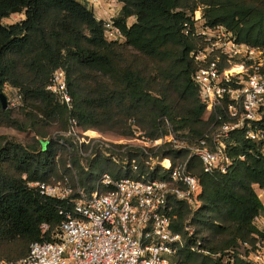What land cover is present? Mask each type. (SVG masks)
<instances>
[{
    "label": "trees",
    "instance_id": "1",
    "mask_svg": "<svg viewBox=\"0 0 264 264\" xmlns=\"http://www.w3.org/2000/svg\"><path fill=\"white\" fill-rule=\"evenodd\" d=\"M120 1L115 19L126 37L123 43L106 38L104 21L86 0H0V90L6 84L17 87L23 103L16 114L11 107L3 108L0 100V127L22 129L0 128V258L25 256L33 241L50 237L49 232L43 234L41 224L48 222L53 229L63 218L59 209L72 207L68 199L44 195L28 184L57 180L59 162L68 160L57 155L66 147L36 136L27 143L24 129L75 118L86 134L95 135L92 128H96L129 136L135 129L129 119L137 117L136 127L154 139L169 131L165 118L180 132L203 126L205 103L193 77L195 41L183 31L190 12L201 5L207 22L222 23L239 40L264 48V0ZM13 12H24V17L3 23ZM130 16L136 20L128 24ZM129 46L134 52L127 50ZM59 67L66 70L72 107L47 88ZM121 135L102 137L115 142L127 139ZM239 141L236 152L249 147L255 152H248L227 172H205L196 157L189 163L203 190L198 207L178 201L174 208L176 230L182 231L186 224L194 227L180 249L182 264H223L211 254L192 250L190 244L198 239L215 252L264 237V228L254 222L264 212V203L253 186L258 182L264 187V155L257 143L242 137ZM162 152L173 162L187 154L170 146H163ZM91 153L88 170L78 153L70 157L89 191L104 171L115 177L136 175L131 161L121 162L123 170L101 148ZM143 153L140 147L129 152L141 172L148 170L140 159ZM149 171L154 176L162 174L159 165ZM233 264L254 263L238 257Z\"/></svg>",
    "mask_w": 264,
    "mask_h": 264
},
{
    "label": "built area",
    "instance_id": "2",
    "mask_svg": "<svg viewBox=\"0 0 264 264\" xmlns=\"http://www.w3.org/2000/svg\"><path fill=\"white\" fill-rule=\"evenodd\" d=\"M96 1L92 6L104 21L106 38L126 39L115 19L120 8L117 12L100 11ZM197 12H190L183 31L195 41L191 51L197 65L193 77L205 103V124L180 132L165 118L169 131L154 139L147 137L145 145L140 146L147 154H157L154 163L143 159L148 170L139 171L136 158L129 157L123 163L131 161L135 176L115 177L104 171L90 191L79 184L73 187L67 177L29 181V186L44 195L68 199L72 207L59 209L63 218L53 229L48 222L41 224L43 234L50 233L49 238L33 241L23 257L0 258V264H182L180 249L194 227L186 224L182 231L176 230L178 214L174 208L178 201L193 208L202 202V183L189 168L191 159L196 157L205 172H227L248 152H255L252 147L236 152L239 137L257 143L264 155V48L239 40L222 23L210 24L203 16V8L202 13ZM47 88L61 103L72 107L63 67L53 71ZM82 128L71 118L62 131L54 132L49 139L70 147L66 132L85 135L86 140L90 134L82 132ZM127 145L115 148L122 150ZM163 146L187 154L173 162L160 150ZM164 159L168 164L163 163ZM156 165L162 168V174L150 175L149 170ZM253 186L264 203V187L258 182ZM263 218L260 213L254 222ZM190 248L211 254L223 264H233L238 257L264 264V237L260 236L254 243L245 241L215 252L204 247L201 239L192 242Z\"/></svg>",
    "mask_w": 264,
    "mask_h": 264
},
{
    "label": "rangeland",
    "instance_id": "3",
    "mask_svg": "<svg viewBox=\"0 0 264 264\" xmlns=\"http://www.w3.org/2000/svg\"><path fill=\"white\" fill-rule=\"evenodd\" d=\"M86 1L89 4H91V6H92V2H94L95 0H86ZM96 2H97L96 4H97L100 11L117 12V10H119L118 7L119 6L122 7V2L117 4V1H115V0H97ZM199 4H202V3H199ZM121 7H120V9H121ZM202 8H203L202 5L197 8V10L199 11V12H197L198 14L200 12L202 13ZM23 17H24V12H13L8 17H4L2 21H3V23H11V22H15L17 20H20ZM135 20H136L135 16H130V17H128L127 22H128V24H131ZM125 40L126 39L123 38L120 42L123 43V42H125ZM127 50L129 52H134V49H132L130 46L128 47ZM3 91L5 92V94L8 97V103H9L8 107H11L14 110V112H16V114H18L21 111V109H22L21 107L23 104L20 90L11 84H6L3 88ZM136 119H137V117H132L131 119H129V124H131L133 126V128H135L133 135H129V136L121 135V134H118V133L112 132V131H103L100 129L92 128V129H95L94 130L95 135H92V136L87 135L86 140H84L83 136H85V135H82V134L73 135V134H69L66 132V134H65L66 135V141L69 143L70 147L65 146L66 147L65 149L61 148L59 150V154L57 155V158L60 156H61V158L67 156L68 160H67V164H63V162H59V165H58L59 169L57 170V173L55 176L57 178V180L58 179L65 180V178L67 177L69 182L73 185V187H75L77 184L82 186L83 184H82V178H81V176H82L81 171H80L79 167L74 166V164L70 160V157H72V155H75L76 153H78V155H80V161H81L82 166L84 167L85 170H88L90 167V164L88 161H89V158L91 157L90 156L92 154L91 152L97 147L101 148V151L103 153L112 155V157H111L112 160L119 163L118 165H116V167L118 169L120 168V169L124 170L125 167L121 164V162L123 163V161L119 160L113 152H108L103 147V142L106 140L102 136H106V137H109L112 139H114V138L118 139L117 135H121V136H125L129 139L128 141L116 142V143H111V142H115V141L109 140L108 142H110L112 147H118L119 148L118 145H120V144L123 146L127 145V144H134V145H136V147H140L142 145H145V142L147 141V137L143 136V134H144L143 130L138 129L136 127L137 126L136 125ZM67 122L68 121L57 120V121H53L51 123H48L45 126L40 127V128L24 129L23 131H24V133H25L24 135L26 137L25 142L29 143L32 136H36V137H39L41 139L42 138L43 139L52 138L54 132L62 131V129H64L66 127ZM2 127H8L10 129L16 130V131H22V129H17V128H14L11 126H2ZM2 127H0V128H2ZM81 127H83V126H81ZM102 132H107V134H104ZM0 134H2V133L0 132ZM17 137H18L19 141L22 140L21 136L17 135ZM44 142L46 144L47 141L45 140ZM71 142H73L74 145L71 144ZM81 142H82V144H81ZM161 149L162 148H160V150ZM114 158H116V159H114ZM182 158L183 157L180 156L177 159H182ZM140 159L143 161L144 158L142 155H140ZM68 167H69V169H68ZM107 171L110 172L109 170H107ZM94 172H96V170H94ZM53 179H55V178H53ZM89 182L91 183L93 181L89 180ZM261 196L263 197V195H261ZM263 215H264V212H263ZM256 224L260 228H264V218L261 219V221H259Z\"/></svg>",
    "mask_w": 264,
    "mask_h": 264
},
{
    "label": "bare ground",
    "instance_id": "4",
    "mask_svg": "<svg viewBox=\"0 0 264 264\" xmlns=\"http://www.w3.org/2000/svg\"><path fill=\"white\" fill-rule=\"evenodd\" d=\"M106 140V139H105ZM129 139L127 138L126 140L124 138L120 139L119 142H123V141H128ZM103 147L105 148L106 151L108 152H113L116 157L121 160V161H126L129 158V152L131 151L132 148L136 147V145L134 144H129L127 146H125L124 149L122 150H118L115 147H112L111 144L108 142V140L103 142ZM143 158L146 162L154 163L156 158H157V154H147V153H143ZM163 163L168 164V160L164 159L162 160Z\"/></svg>",
    "mask_w": 264,
    "mask_h": 264
},
{
    "label": "water",
    "instance_id": "5",
    "mask_svg": "<svg viewBox=\"0 0 264 264\" xmlns=\"http://www.w3.org/2000/svg\"><path fill=\"white\" fill-rule=\"evenodd\" d=\"M0 100L2 102L3 108H7L9 106L8 97L2 89L0 90Z\"/></svg>",
    "mask_w": 264,
    "mask_h": 264
},
{
    "label": "crops",
    "instance_id": "6",
    "mask_svg": "<svg viewBox=\"0 0 264 264\" xmlns=\"http://www.w3.org/2000/svg\"><path fill=\"white\" fill-rule=\"evenodd\" d=\"M121 6H119L118 8H120Z\"/></svg>",
    "mask_w": 264,
    "mask_h": 264
}]
</instances>
